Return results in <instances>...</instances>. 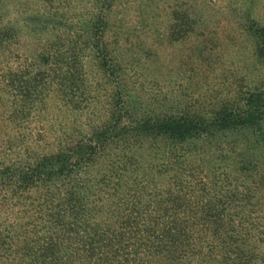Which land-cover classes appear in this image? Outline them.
Wrapping results in <instances>:
<instances>
[{
	"label": "rangeland",
	"instance_id": "obj_1",
	"mask_svg": "<svg viewBox=\"0 0 264 264\" xmlns=\"http://www.w3.org/2000/svg\"><path fill=\"white\" fill-rule=\"evenodd\" d=\"M101 7L96 0H0L1 171L15 177L39 157L91 137L118 100L127 119L121 125L146 115L210 117L223 106L242 109L253 93L263 94L257 101L264 102V57L257 52L264 41L258 34L263 30L264 36V0H114L104 33L95 22ZM105 52L109 72L100 66ZM71 66L78 87L72 93ZM202 144L186 159L190 169L175 176L193 174L198 184L208 182L212 197L227 200L228 192L242 193L239 201L248 194L254 203L249 209L258 212L246 224L245 244L264 254V129L227 133ZM151 152L157 153L145 155ZM164 167L159 156L152 166L143 162L138 175L130 168L123 184L133 187L148 173L150 182L141 184L140 193L153 201L175 182ZM106 171L100 164L88 178L112 177ZM113 188L98 191L112 201ZM29 189L16 197L14 190L0 187V219L4 201H23L17 212L40 201ZM231 214L238 217L234 210Z\"/></svg>",
	"mask_w": 264,
	"mask_h": 264
},
{
	"label": "trees",
	"instance_id": "obj_2",
	"mask_svg": "<svg viewBox=\"0 0 264 264\" xmlns=\"http://www.w3.org/2000/svg\"><path fill=\"white\" fill-rule=\"evenodd\" d=\"M96 1L102 5L96 27L104 33L114 0ZM258 34L264 40L263 30ZM257 52L264 57V41ZM105 53L100 66L109 72L112 64L107 68L110 59ZM73 71L74 66L67 70L70 93L78 90ZM262 97L250 94L242 109L223 106L210 117L187 112L146 115L128 125H121L127 119L118 100L110 120L93 128L91 137L39 157L15 177L0 170V187L14 190L16 197L30 188L40 199L20 212L15 208L23 201L1 203L6 210L0 219V264H264V254L245 244L246 224L258 212L249 209L254 203L247 200L248 194L239 201L242 193L228 192L227 200L212 197L208 182L198 184L193 174V183L187 175L175 176L190 169L186 159L198 152L193 148L197 143L205 146L215 136L236 131H262L264 102L257 101ZM139 148L143 152L137 153ZM148 150L157 153L145 155ZM158 156L175 182L155 193L153 201H144L140 188L150 182L148 173L133 187L123 181L131 169L138 175L143 162L152 166ZM100 164L112 177L94 182L88 174ZM111 185L112 201H105L99 186Z\"/></svg>",
	"mask_w": 264,
	"mask_h": 264
}]
</instances>
